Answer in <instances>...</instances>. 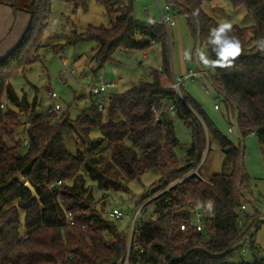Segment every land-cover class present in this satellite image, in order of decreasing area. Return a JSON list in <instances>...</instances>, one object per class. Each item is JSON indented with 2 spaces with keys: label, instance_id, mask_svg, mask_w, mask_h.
Listing matches in <instances>:
<instances>
[{
  "label": "trees",
  "instance_id": "1",
  "mask_svg": "<svg viewBox=\"0 0 264 264\" xmlns=\"http://www.w3.org/2000/svg\"><path fill=\"white\" fill-rule=\"evenodd\" d=\"M51 1L30 0L22 7L28 26L0 60V264H121L126 254L127 264H248L226 261L260 224L254 217L241 224L242 191L249 192L252 181L243 170L244 147L222 134L183 87L182 97L171 88L167 35L156 21L134 19L135 0H98L108 14L116 15L115 22L110 28L73 31L66 44L93 42L90 62L100 67L117 50L156 47L161 67L152 71L151 81L111 94L101 111L92 103L73 121L50 109L39 113L36 98L29 103L17 96L11 80L40 61ZM57 1L86 9L88 0ZM213 1L167 4L186 18L196 42L214 60L209 33L219 24L204 11ZM227 1L233 9L245 7L255 23L232 26L229 35L240 41V55L230 67L212 70L211 85L223 97L226 118L232 116L241 138L255 136L264 152V0ZM48 47L63 53L62 45ZM165 102L191 133L181 161L175 155L172 119L162 113ZM93 129L99 133L96 138L90 137ZM67 140L75 145L74 153L67 150ZM212 144L223 155L222 172L204 180L188 175L196 168L199 174ZM149 171L160 177L136 202L135 212L140 208L141 215L149 208L151 217L140 216L129 238L102 206L111 193L128 192ZM93 189L100 193L97 200ZM194 211L203 218L201 232L191 227ZM181 224L187 231L180 230Z\"/></svg>",
  "mask_w": 264,
  "mask_h": 264
},
{
  "label": "rangeland",
  "instance_id": "2",
  "mask_svg": "<svg viewBox=\"0 0 264 264\" xmlns=\"http://www.w3.org/2000/svg\"><path fill=\"white\" fill-rule=\"evenodd\" d=\"M28 2L30 0H15L14 4L16 8H21ZM156 3L164 10L167 0L133 2L134 19L140 22L156 21L158 19ZM171 11L176 25L168 30L167 43L171 62L173 61L177 68L176 74L178 75L180 72L182 63L185 72L189 70L196 72L200 66L203 70L210 71L212 76L213 69L203 68L200 64L201 54L207 55L204 45H199L196 42L186 18L173 8ZM204 11L219 25L229 23L232 26L245 27L255 23L254 18L248 14L245 7L240 6L233 9L227 0H214L204 8ZM115 19L116 15L108 14L98 0H88L86 9L74 8L70 4L52 0L47 30L41 42L43 47L40 50V61L32 64L24 73L18 72L11 80V85L17 96H25L29 103L36 98L38 103L36 110L39 113L47 111L54 104H59L61 107L59 114H65L73 121L83 115L94 102V99L85 94L87 89L115 82L117 88L110 92L118 94L129 90L140 82L151 81L152 71H158L161 67V53L156 47L146 51L117 50L111 59L100 67L90 62L93 51L96 49L93 42H84L75 46L66 44L71 32H84L90 26L110 28ZM53 45H62L63 53L55 54L48 47ZM186 53L190 54L191 59L186 58ZM182 57L185 60H182ZM196 83L199 84L197 81ZM203 84L206 85L210 93L208 97L211 99L212 105L215 103L220 107V110L215 114L217 121L221 124L220 132L224 133L235 145L242 144L244 147L243 170L252 181L249 192L242 191L245 197L242 200L245 210L241 217V224L245 223V217H254L255 219L252 220L260 221V224L251 228L249 236L241 243L242 248L233 252L226 261L248 264L255 261L264 262V152H262L255 136H248L244 138V143H241L235 128L232 133L226 131L228 125L234 124V120L232 116L229 117V121L226 118L224 99L218 96L212 85L205 81ZM183 90L186 95L187 90ZM51 93L56 95L55 101L51 98ZM164 106L162 113L171 117L178 141L175 148L176 158L178 161L184 160L191 144L190 130L182 120L173 116L171 112L173 107L170 102H165ZM98 136L97 129H93L90 137ZM66 148L71 153L75 152V145L70 140L66 141ZM222 159L221 151L212 144L208 156L201 164L199 174L206 178L221 173ZM159 177L158 172L149 171L140 180L132 182L128 192L111 193L107 197L102 206L103 210L109 215L113 209H118L122 214L121 219L115 221L119 231L129 236L136 202L140 201L143 194L157 182ZM20 180L22 181V179ZM92 191L95 199H99L100 193L95 189ZM140 216L146 219L150 218V209L145 210Z\"/></svg>",
  "mask_w": 264,
  "mask_h": 264
},
{
  "label": "crops",
  "instance_id": "3",
  "mask_svg": "<svg viewBox=\"0 0 264 264\" xmlns=\"http://www.w3.org/2000/svg\"><path fill=\"white\" fill-rule=\"evenodd\" d=\"M11 2L12 0H0V60L5 58L17 46L29 23V15L22 10L23 6L21 8L14 9L11 6ZM175 25L172 27H175ZM182 60H185L184 57H182ZM170 65H171L172 77L175 78L185 77L187 73L191 71L189 70L185 72V68L181 63L179 69L180 72L177 75L176 74L177 68L175 66V63L173 61L171 62V59H170ZM202 71H204L206 74H204ZM195 73H197V76L187 78L185 80V84L183 88L186 89L187 94L197 104H199L202 107V109L204 110L208 118L211 120V122L216 126V128L218 130L219 127L220 129H222L220 126L221 124H219L215 116L216 111H219L220 107L217 110L214 108L216 104L214 103L212 105L211 99H209L208 97L210 93L207 90L206 85L203 84L205 81L207 84L211 85L210 71L203 70L199 66V70L196 71ZM196 81L199 82V84L196 83ZM188 82H193V83H188ZM234 128L236 130V134L239 142L244 143V139L241 138V136L239 135L236 129L235 121L231 128L228 125L226 131L229 132L228 129H231L229 133H232Z\"/></svg>",
  "mask_w": 264,
  "mask_h": 264
},
{
  "label": "built area",
  "instance_id": "4",
  "mask_svg": "<svg viewBox=\"0 0 264 264\" xmlns=\"http://www.w3.org/2000/svg\"><path fill=\"white\" fill-rule=\"evenodd\" d=\"M138 1V0H135ZM157 11H158V19L156 20V23L160 26L163 27L167 37H168V30L170 29V27L175 25V20H174V15L173 12L171 11L172 7L170 4H166L164 7V10H162L157 3L155 4ZM204 74H206L204 71H202ZM197 73L189 71L187 73V75L185 77L182 78H175L172 77V84H171V88L173 90H175L180 96V89L184 86L185 84V80L187 78H191V77H196ZM100 79V78H99ZM117 88V84L115 82H110L107 84H101L99 86L93 87L91 89H87L85 91V94L89 97L94 99L93 104L96 105V107L98 108V110H102L103 106L106 104V98L109 97L111 95L110 90L112 89H116ZM182 97V96H181ZM51 98L55 101L56 100V95L54 93H51ZM214 108L217 110L218 109V105L216 104L214 106ZM50 110L58 113L61 110V107L59 104H54L52 105L50 108ZM228 131L230 132L231 129H228ZM26 146V141L24 142V147ZM194 174L196 175L199 179L204 180L200 174H198L197 172V168L194 169L191 173H189L188 175ZM60 184V183H59ZM245 208L244 206L241 207V211H244ZM140 215V208L135 212L134 217L132 218L131 221V228H130V233H129V238L131 237L132 233L135 231L136 227L138 226V217ZM122 217L121 212L118 209H113L110 213H109V218L113 219V220H120ZM153 219V218H151ZM69 223L73 224L70 216H69ZM190 224L192 229H194L197 232H201L203 231L204 227H203V218L200 215L199 212L194 211L191 215V219H190ZM180 230L181 231H187V227L185 224H181L180 225ZM127 259L128 256L126 254L123 262L121 264H127Z\"/></svg>",
  "mask_w": 264,
  "mask_h": 264
},
{
  "label": "clouds",
  "instance_id": "5",
  "mask_svg": "<svg viewBox=\"0 0 264 264\" xmlns=\"http://www.w3.org/2000/svg\"><path fill=\"white\" fill-rule=\"evenodd\" d=\"M232 25L222 23L209 33V45L216 55V59H210L206 54H201L200 64L203 68L215 69L230 67L233 60L240 55L241 43L233 36H230ZM186 58L191 59L190 54L186 53ZM211 209V203L208 204Z\"/></svg>",
  "mask_w": 264,
  "mask_h": 264
},
{
  "label": "water",
  "instance_id": "6",
  "mask_svg": "<svg viewBox=\"0 0 264 264\" xmlns=\"http://www.w3.org/2000/svg\"><path fill=\"white\" fill-rule=\"evenodd\" d=\"M196 25L198 28L199 27L198 23H196ZM235 115H236V113H235ZM24 187L31 193L33 198L37 199V195L35 193V190L33 189V187L28 182H25Z\"/></svg>",
  "mask_w": 264,
  "mask_h": 264
}]
</instances>
